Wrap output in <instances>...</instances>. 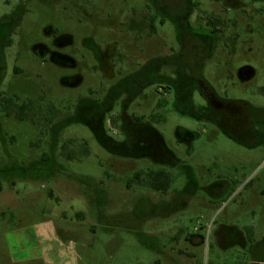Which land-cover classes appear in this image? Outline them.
Returning <instances> with one entry per match:
<instances>
[{"label":"rangeland","instance_id":"rangeland-1","mask_svg":"<svg viewBox=\"0 0 264 264\" xmlns=\"http://www.w3.org/2000/svg\"><path fill=\"white\" fill-rule=\"evenodd\" d=\"M157 1L0 0V264H264V0Z\"/></svg>","mask_w":264,"mask_h":264},{"label":"trees","instance_id":"trees-1","mask_svg":"<svg viewBox=\"0 0 264 264\" xmlns=\"http://www.w3.org/2000/svg\"><path fill=\"white\" fill-rule=\"evenodd\" d=\"M190 0H179L178 4L174 8L169 7L168 4H166L164 1H157L155 2L160 9V12L163 15H166V17H169L173 24L176 26V29L178 31V36L182 42V34L186 33L187 40H185L182 44L184 47V44L188 43L189 41L194 40V36H192V33L190 31V23L187 19V16L190 14L188 12V3ZM194 6L197 4H193ZM219 20H215L212 22L214 24L218 23ZM7 46L10 44H6ZM187 76L184 75L182 78H179L180 80L176 82V89L178 92V96L180 95L182 98L187 99L189 97V86H187L184 81ZM209 95V94H208ZM211 98V106L209 109V112L213 115L218 112L220 107L217 104V101ZM6 102L5 107H11L12 100L6 99L4 100ZM110 102V100H109ZM108 106V105H107ZM106 106V108H107ZM31 107V102H25L21 103L17 106V112L15 117L18 120H23L26 115V111ZM7 115L10 114L9 111L6 113ZM100 112H96V118L93 122L90 123V126L93 128L95 135L97 136L98 140L102 145H108L107 138H109L102 125H100L99 128H97L96 124L98 120L101 118ZM211 117V116H210ZM241 122V121H239ZM100 124V121H99ZM136 138V144L130 148V153L136 156H148L151 159L165 164H175L176 160L172 157L171 152L167 150V148L164 146L163 141L161 139V135L154 129V128H141L138 130L137 134L135 135ZM149 176V185L155 189L166 191L170 182V174L166 172L163 169H157V170H150L148 173ZM248 230L251 229V227L247 228ZM154 264H158V262H155Z\"/></svg>","mask_w":264,"mask_h":264},{"label":"crops","instance_id":"crops-1","mask_svg":"<svg viewBox=\"0 0 264 264\" xmlns=\"http://www.w3.org/2000/svg\"><path fill=\"white\" fill-rule=\"evenodd\" d=\"M250 227H251V229H249V231L252 233V231H254V229H255V226H254V225H251ZM219 237H222V235L219 234V235H218V238H219Z\"/></svg>","mask_w":264,"mask_h":264}]
</instances>
